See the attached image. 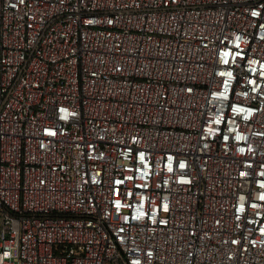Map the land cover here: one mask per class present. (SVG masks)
Returning a JSON list of instances; mask_svg holds the SVG:
<instances>
[{
    "label": "built area",
    "instance_id": "2783aa9c",
    "mask_svg": "<svg viewBox=\"0 0 264 264\" xmlns=\"http://www.w3.org/2000/svg\"><path fill=\"white\" fill-rule=\"evenodd\" d=\"M0 264H264V0H0Z\"/></svg>",
    "mask_w": 264,
    "mask_h": 264
}]
</instances>
